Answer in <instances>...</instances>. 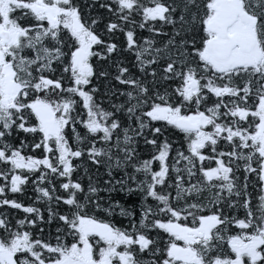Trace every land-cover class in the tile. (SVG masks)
<instances>
[{
  "label": "snow or ice",
  "instance_id": "1",
  "mask_svg": "<svg viewBox=\"0 0 264 264\" xmlns=\"http://www.w3.org/2000/svg\"><path fill=\"white\" fill-rule=\"evenodd\" d=\"M0 264H264V0H0Z\"/></svg>",
  "mask_w": 264,
  "mask_h": 264
}]
</instances>
